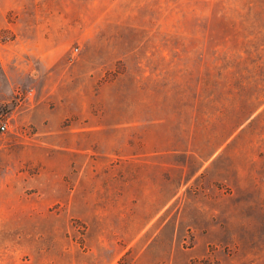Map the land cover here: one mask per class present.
I'll return each mask as SVG.
<instances>
[{
  "label": "rangeland",
  "instance_id": "1",
  "mask_svg": "<svg viewBox=\"0 0 264 264\" xmlns=\"http://www.w3.org/2000/svg\"><path fill=\"white\" fill-rule=\"evenodd\" d=\"M0 264H264V0H0Z\"/></svg>",
  "mask_w": 264,
  "mask_h": 264
},
{
  "label": "built area",
  "instance_id": "2",
  "mask_svg": "<svg viewBox=\"0 0 264 264\" xmlns=\"http://www.w3.org/2000/svg\"><path fill=\"white\" fill-rule=\"evenodd\" d=\"M1 128H2V129H5V128H6V123L2 124V125H1Z\"/></svg>",
  "mask_w": 264,
  "mask_h": 264
}]
</instances>
